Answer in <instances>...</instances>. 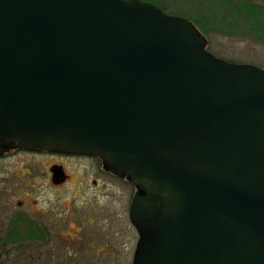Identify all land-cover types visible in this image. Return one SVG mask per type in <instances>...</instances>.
Wrapping results in <instances>:
<instances>
[{"label":"water","instance_id":"1","mask_svg":"<svg viewBox=\"0 0 264 264\" xmlns=\"http://www.w3.org/2000/svg\"><path fill=\"white\" fill-rule=\"evenodd\" d=\"M99 156L136 190L133 264H264V68L149 0H0V155Z\"/></svg>","mask_w":264,"mask_h":264},{"label":"flooded vegetation","instance_id":"2","mask_svg":"<svg viewBox=\"0 0 264 264\" xmlns=\"http://www.w3.org/2000/svg\"><path fill=\"white\" fill-rule=\"evenodd\" d=\"M13 153L30 157L20 173L13 167L0 171V238L22 239L31 246L12 264H133L139 234L129 218L130 203L128 218L137 233L134 241L125 230L126 215L118 210L113 217L104 202H96L99 193L110 190L109 181L115 182L113 186L120 182L122 188H117L123 194L128 192L124 185H130V202L135 191L132 183L104 168L98 156L15 148L0 159ZM34 181L41 202L31 197ZM69 188L71 193L61 202L59 191Z\"/></svg>","mask_w":264,"mask_h":264},{"label":"rangeland","instance_id":"3","mask_svg":"<svg viewBox=\"0 0 264 264\" xmlns=\"http://www.w3.org/2000/svg\"><path fill=\"white\" fill-rule=\"evenodd\" d=\"M157 1L161 4H165L166 7L168 8L165 11L172 14H177V12L175 11L184 10L186 5V0H157ZM253 1L264 5V0H253ZM224 11L225 9L222 10L223 13ZM227 11L229 10L227 9ZM217 14H215V17ZM218 15L221 17L223 14L219 12ZM195 25L197 26L196 23ZM243 31L244 32H240V33L226 34L219 32L218 30L216 31L210 30L208 34L204 33L203 31L202 33L207 38L208 49L217 56L227 60H233L236 62H247L258 65L260 67H264V37H260L258 36V34L255 36H251L252 33L245 30ZM29 157L30 156L26 154H20V153L9 154L5 159H0V171L2 172L3 169L13 167L17 173H20L22 171L21 167L25 163H28ZM65 162L63 161L62 163ZM26 170L27 169H24L23 171ZM28 182L29 181L27 180L25 184ZM109 182H110L109 184L110 190H107V192L105 193H99V195L97 196L98 201L96 202H104L107 208L110 210L111 215L113 217L115 215H118V210L121 211V213L123 212L124 215H126L127 228H125V230L128 233V235L133 238L134 241V239L137 236V233L134 229V226L131 224L128 218V206L130 203L128 201L130 199V195L132 194L131 191H129L130 185L127 184L124 185L127 188L128 192L123 194V192L120 191L121 189L117 188V186L119 188H122V184H120V182H116L115 186H113L114 181H109ZM30 183L34 184V187L31 188L30 191V193H32L31 195L32 199L36 200L37 202H41V195L39 193V184L38 183L36 184V181ZM1 186H4V184H2ZM14 186L16 185L14 184ZM114 187L117 189L116 191H114ZM71 191L72 190L70 188L69 191H67L66 189L60 190L59 191L60 201L64 202L65 201L64 196L69 195ZM121 196L123 202H119ZM81 198L82 197H79L77 199L81 200ZM27 246L30 248L31 246L30 243L26 244V242L22 239L16 240V239L0 238V264H12L17 258L19 257L22 258L24 249ZM132 249H133V242L131 241V244L127 249L129 260H131L132 258ZM15 257L16 259H14Z\"/></svg>","mask_w":264,"mask_h":264},{"label":"trees","instance_id":"4","mask_svg":"<svg viewBox=\"0 0 264 264\" xmlns=\"http://www.w3.org/2000/svg\"><path fill=\"white\" fill-rule=\"evenodd\" d=\"M151 1L164 10L168 9L157 0ZM175 12L192 19L206 34L210 30L226 34L245 30L252 33L251 36L264 37V5L253 0H186L185 9ZM219 12L223 14L221 17Z\"/></svg>","mask_w":264,"mask_h":264}]
</instances>
